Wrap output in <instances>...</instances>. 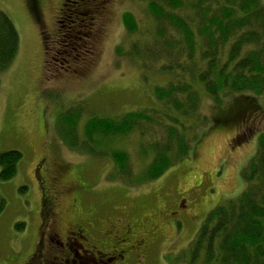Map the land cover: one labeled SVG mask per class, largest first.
Returning a JSON list of instances; mask_svg holds the SVG:
<instances>
[{"label": "rangeland", "instance_id": "374dc122", "mask_svg": "<svg viewBox=\"0 0 264 264\" xmlns=\"http://www.w3.org/2000/svg\"><path fill=\"white\" fill-rule=\"evenodd\" d=\"M63 3L0 0V11L11 17L19 36L17 55L0 74V153L22 155L16 175L0 180V264H26L34 250L50 259L46 239L42 249L38 244L37 164L46 165L47 176L58 175L56 193L50 179L46 185L54 199L53 228L63 231L69 220L78 218L121 219L133 223L137 235H152L144 264H186L176 257L185 252L207 213L243 190L241 170L255 156L264 131V95L250 98L253 110L242 114L238 111L245 105L240 101L246 95L223 97V105L216 107L200 90L198 115L184 121L191 152L158 179L143 182L140 177L152 158L143 145L147 135L135 129L94 137L87 145L83 129L94 116L116 119L163 107L154 95L168 78L161 63L142 66L131 55L133 43H148L154 29L148 6L138 0H112L103 29L92 38L76 39L69 33L72 20L60 18ZM125 13L135 19L136 32L125 28ZM76 109L78 146L71 148L58 131L61 115ZM228 114L238 121L220 125L218 119ZM113 151L127 155L131 179L116 174ZM178 204L184 212L177 211Z\"/></svg>", "mask_w": 264, "mask_h": 264}, {"label": "trees", "instance_id": "16d2710c", "mask_svg": "<svg viewBox=\"0 0 264 264\" xmlns=\"http://www.w3.org/2000/svg\"><path fill=\"white\" fill-rule=\"evenodd\" d=\"M111 1L74 0L72 9L67 14L69 6L64 8L60 18L72 20L69 33L76 39L92 38L89 24L97 22L109 10ZM138 1L147 4L154 29L148 43H133L131 55L142 66L161 63L160 70L168 78L165 85L154 89V95L163 107L126 113L116 119L94 116L85 122L83 131L87 141L84 144L88 145L94 137L141 130L149 138L143 145L152 158L140 180L150 182L191 152L184 121L198 115L200 90L216 107L223 105V97L246 95L244 99L249 101H240L245 105L238 111L242 114L253 110L251 100L264 95V3L261 0ZM123 22L129 33L137 31L130 13L124 14ZM18 48L14 22L0 11V74L12 64ZM79 117L78 109L60 117L58 132L71 148L78 146ZM218 120L220 125L238 121L230 114ZM257 140L255 156L240 173L244 183L241 193L207 213L186 253L176 260L184 259L186 264H264V131ZM111 156L118 177L131 179L127 155L113 151ZM21 158L18 151L0 153V180L16 175ZM17 227L21 229L23 224Z\"/></svg>", "mask_w": 264, "mask_h": 264}, {"label": "flooded vegetation", "instance_id": "af4514ba", "mask_svg": "<svg viewBox=\"0 0 264 264\" xmlns=\"http://www.w3.org/2000/svg\"><path fill=\"white\" fill-rule=\"evenodd\" d=\"M74 0H64L63 8L71 6ZM100 15L98 23L89 24L92 37L102 30L105 14ZM102 25V26H101ZM96 27V29H92ZM102 28V29H100ZM94 34V35H93ZM42 161V160H40ZM35 178L40 187V217L38 244L41 249L46 239L49 245L50 259L43 258L42 253L30 254L26 264H127L129 257L135 256L131 264H144L153 241L150 235H137L133 223H124L121 219H106L103 216L91 219L69 220L64 230L51 226L54 217L52 205L54 199L46 192L49 179L55 193L59 179L57 173H46V165L37 164L34 168ZM37 174V175H36ZM46 186V188H45ZM55 198V197H54ZM56 199V198H55ZM177 211L184 206L177 205ZM184 212V211H183ZM182 213V212H180ZM74 216H76L74 214ZM124 223V224H121ZM44 260V261H43Z\"/></svg>", "mask_w": 264, "mask_h": 264}]
</instances>
